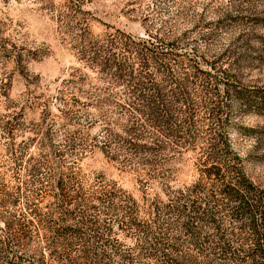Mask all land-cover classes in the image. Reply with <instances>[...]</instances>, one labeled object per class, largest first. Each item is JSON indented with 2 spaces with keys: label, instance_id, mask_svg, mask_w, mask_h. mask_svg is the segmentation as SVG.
Listing matches in <instances>:
<instances>
[{
  "label": "rangeland",
  "instance_id": "1",
  "mask_svg": "<svg viewBox=\"0 0 264 264\" xmlns=\"http://www.w3.org/2000/svg\"><path fill=\"white\" fill-rule=\"evenodd\" d=\"M162 37L171 48L158 46ZM144 41L160 52L175 48L178 57L165 60L171 70L156 71L154 80L170 97L173 89L188 99L197 120L191 135L189 122L177 121L176 133L139 115L144 108L132 96L154 71L151 55L140 51ZM194 56L206 62L200 69L217 74L223 66L242 86L264 92V0H0V236L6 222L25 223L28 212L40 232L31 247L40 242L49 259L61 177L81 188L82 210L113 219L122 251L138 243L142 222L178 254L193 250L175 200L201 180L209 138L211 103ZM173 104L182 109L175 118L182 116L184 100ZM232 106L230 143L248 178L264 189V107ZM71 190L64 191L69 199L76 197ZM112 192L119 210L98 200ZM120 204L134 206L136 226ZM220 233L231 250L214 264H264L253 250L264 249V240L225 210L202 229L215 240ZM5 259L0 252V264Z\"/></svg>",
  "mask_w": 264,
  "mask_h": 264
},
{
  "label": "trees",
  "instance_id": "2",
  "mask_svg": "<svg viewBox=\"0 0 264 264\" xmlns=\"http://www.w3.org/2000/svg\"><path fill=\"white\" fill-rule=\"evenodd\" d=\"M143 43L140 51L151 55V67H154V71L150 73L149 84L136 88L132 96L141 102L144 108L138 110L139 115L142 114L154 124L163 123L165 126H171L175 128L173 132L176 133L178 125L189 122L190 126L185 134L191 135L197 120L196 113L189 108L188 99L182 97L186 110L182 116L175 118L182 109L177 110L175 107L178 105L173 102L183 103L180 99L181 94L171 89L170 97L154 80L156 71L171 70L172 67H169L165 60L178 57L175 48L170 51L161 48L160 52L158 47L151 48L148 41ZM159 44L158 46L171 48V44H165L163 37L159 38ZM201 60L206 64L204 58ZM201 60L199 61V56L191 58L197 66L196 75L201 80L205 104L211 103L206 108L209 138L207 146L204 151L202 150L203 174L201 180L188 194L182 193L181 197L175 200L178 219L182 222L188 235V243L193 250L178 254V248H175L174 244H169L165 236L156 234L153 225L147 226L149 225L147 222H142L144 233L139 236L138 243L133 248L129 247L128 251H122L123 245H118L117 240L114 241L112 237L117 233L113 219L103 217L100 210L97 212L96 209L92 210V214L82 210L77 204L81 188L65 184L60 177L56 190L59 193L57 203L61 210L59 213L61 218L58 221L60 222L58 229L53 228L52 237L46 239L50 250L49 259L46 258L40 242L36 243L37 247L34 250L31 247L33 239L40 238V232L31 228L33 220H27L26 215L29 218L32 214L27 212L25 223L12 220L6 222L7 230L0 236V252L5 253L6 259L1 264H214L213 259H220L221 256L225 259L229 254L231 250L229 242L224 239L226 235L224 233H220L219 239L215 240L211 236H203L202 229L206 224L215 223L217 215L223 210L231 214L235 223L252 228L253 234L258 238L257 242L264 240V189L259 188L248 178L229 138L230 130L236 126L233 122L234 102H239L241 109L248 108L259 113L260 108L264 107V92L250 91L242 86L230 76L229 69H223V66L220 68L222 71H218L217 74L200 69ZM145 66L149 67V64ZM172 84L177 90L180 88V84L174 80ZM70 188L72 193H75V198L69 199L70 192H64ZM118 198L117 194L112 192L100 195L98 200L103 206L108 204V210L115 211L119 210L116 204ZM120 209L121 212L128 211L129 226L134 227L132 219V214L135 213L134 206L120 204ZM94 213L96 214L93 215ZM125 221L127 223V220ZM257 246L261 247L259 244ZM257 246L253 250L264 254V249ZM144 255L145 257L141 259Z\"/></svg>",
  "mask_w": 264,
  "mask_h": 264
},
{
  "label": "water",
  "instance_id": "3",
  "mask_svg": "<svg viewBox=\"0 0 264 264\" xmlns=\"http://www.w3.org/2000/svg\"><path fill=\"white\" fill-rule=\"evenodd\" d=\"M1 219V218H0ZM1 221V220H0Z\"/></svg>",
  "mask_w": 264,
  "mask_h": 264
}]
</instances>
